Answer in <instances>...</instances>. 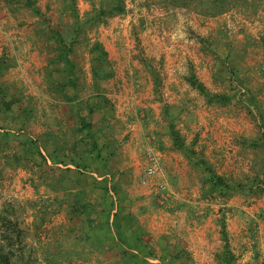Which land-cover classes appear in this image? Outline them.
Masks as SVG:
<instances>
[{"label": "rangeland", "instance_id": "obj_1", "mask_svg": "<svg viewBox=\"0 0 264 264\" xmlns=\"http://www.w3.org/2000/svg\"><path fill=\"white\" fill-rule=\"evenodd\" d=\"M230 1V11L213 17L205 14L212 5L125 0L123 16L90 34L104 45L114 72L113 79L99 83L113 116L102 123L103 109L91 118L94 140L104 155L114 153L109 174L100 180L117 188L147 233L157 255L153 262L182 252L179 264H219L224 217L235 264H264V0ZM72 3L84 15L94 0H40L38 6L52 28L69 36L74 22L63 7ZM0 22L1 88L22 99L16 112L33 117L26 133L44 143L45 133L62 126L73 141L70 106L50 88L44 71L52 48L34 34L42 23L27 10L10 22L1 13ZM72 59L79 80L69 95L95 104V56L81 43ZM58 68L51 71L53 81L62 79ZM192 71L231 102L208 105L187 82ZM22 118L0 111V128L19 131ZM170 121L229 190L213 187L204 166L172 149ZM150 163L158 169L150 179L153 187L141 184ZM100 164L89 162L88 172L99 177L106 171ZM42 166L37 157L29 170L3 165L0 211L24 232L20 264H121L120 247L101 224L93 233L84 220L68 218L47 181L58 167ZM100 200L101 194L92 197L97 205Z\"/></svg>", "mask_w": 264, "mask_h": 264}, {"label": "trees", "instance_id": "obj_2", "mask_svg": "<svg viewBox=\"0 0 264 264\" xmlns=\"http://www.w3.org/2000/svg\"><path fill=\"white\" fill-rule=\"evenodd\" d=\"M40 0H0V14L3 13L8 22L17 19L23 10L30 11V17H37L42 23L43 28L39 31L36 26L34 34L38 37L41 44L50 49L48 63L44 71L46 76L52 79L48 81L50 88L53 87L62 98L69 104V117L72 124L69 125V131L73 132L72 149L68 147L66 139L69 133L62 126L58 132L47 134L46 141L40 143V139H35L26 133V127L30 125L33 117L22 112H16L15 104L21 102L18 95L9 93L8 88H1L0 83V111L12 113L13 117L21 120L19 131H4L0 128V184L3 180V165L12 164L30 169L35 165L36 157L44 167L51 163L54 166L63 165L66 168L58 167L56 174L47 178L51 190L57 194L56 202L66 206L67 216L70 220H84L86 228L95 233L97 224H101L106 232L113 236V240L120 247L121 264H179L181 263L182 252L164 260L158 258L159 262H153L157 258L156 253L145 240L147 233L138 225L135 215L129 212L124 202L119 196V191L112 184H104L100 179L107 177V171L110 160L114 153L107 151L104 155L102 144L94 140V124L91 118L98 112L105 109V114L101 117L102 123H107L113 116L110 112V101L103 96L99 90L101 81L113 79L114 72L109 60V54L104 45L98 40L90 39V34L99 27L107 24L110 20L123 16L126 13L127 5L125 0H94L92 9L84 15H81L74 3L64 5L63 15L72 17L73 26L70 28L69 36L58 28H52L44 20V14L38 6ZM189 4L212 5L213 8L205 14L208 16H219L230 11V0H185ZM20 23V25H24ZM83 43L88 48L89 53L95 56L92 69L93 86L96 91L93 93L96 102L93 99L83 101L74 93L69 95L68 89L77 87L78 65L73 61L72 56L75 53L76 46ZM2 60V59H0ZM53 66H58V73H61L62 79L53 81L51 71ZM146 67L151 70L146 63ZM0 69V79L2 77ZM188 84L205 98L208 105L227 106L232 98L225 93H215L209 90L192 71L187 79ZM94 104V105H93ZM30 114V113H29ZM169 133L172 142V149L182 153L189 161L196 160L197 166H204L205 171L210 175V180L215 188L230 189L224 179L214 175L207 162L198 158L193 145H188L185 138L177 130L173 121L169 122ZM72 139V140H73ZM54 142L52 149L48 146ZM61 144H57V142ZM21 149L20 151H18ZM22 151V152H21ZM84 153V155H83ZM99 162L106 171L99 172V177L93 176L88 172L89 162ZM88 162V164H87ZM38 164V163H37ZM73 166L71 168L69 166ZM41 168H44V167ZM58 171V174H57ZM44 172V171H42ZM45 176L47 173L45 171ZM44 177V174L43 176ZM49 186V187H50ZM101 194L99 205L92 201L94 194ZM112 194L117 196L114 198ZM100 208V212L98 211ZM0 211V264H20L23 259V235L21 227L17 221H14L8 212ZM5 213V214H4ZM222 237L224 247L222 253L218 255L219 264H235L237 261L235 254L230 249L227 238L225 218L222 217ZM103 222V223H101ZM185 264V263H183Z\"/></svg>", "mask_w": 264, "mask_h": 264}, {"label": "built area", "instance_id": "obj_3", "mask_svg": "<svg viewBox=\"0 0 264 264\" xmlns=\"http://www.w3.org/2000/svg\"><path fill=\"white\" fill-rule=\"evenodd\" d=\"M156 160V159H154ZM153 161V158L151 159V162ZM158 169H156V166L154 163H150L149 166L145 170V176L141 179V184L149 187H153L152 182L150 179L154 177L157 174Z\"/></svg>", "mask_w": 264, "mask_h": 264}, {"label": "crops", "instance_id": "obj_4", "mask_svg": "<svg viewBox=\"0 0 264 264\" xmlns=\"http://www.w3.org/2000/svg\"><path fill=\"white\" fill-rule=\"evenodd\" d=\"M8 22V21H7ZM5 24H7V23H5ZM0 26H2V23L0 22ZM39 68L40 67H38V69H36V70H39ZM73 141H75L74 139H73ZM73 141H70V140H68V142H67V145H68V147H70L71 149H72V144H73ZM48 142H50L49 143V147H50V149H52V146L54 145V142H52V141H48ZM57 144L59 145V144H61V142L59 141V142H57ZM57 167H61V168H66L65 166H63V165H59V166H57ZM69 167H71V168H74L73 166H69Z\"/></svg>", "mask_w": 264, "mask_h": 264}]
</instances>
